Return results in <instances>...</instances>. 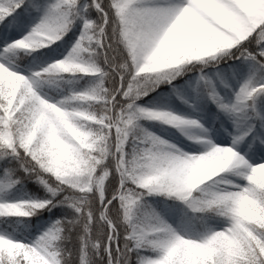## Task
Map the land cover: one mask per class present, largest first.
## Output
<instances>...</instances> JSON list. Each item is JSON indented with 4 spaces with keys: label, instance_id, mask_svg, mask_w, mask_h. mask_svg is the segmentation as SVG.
<instances>
[{
    "label": "snow or ice",
    "instance_id": "1",
    "mask_svg": "<svg viewBox=\"0 0 264 264\" xmlns=\"http://www.w3.org/2000/svg\"><path fill=\"white\" fill-rule=\"evenodd\" d=\"M0 264H264V0H0Z\"/></svg>",
    "mask_w": 264,
    "mask_h": 264
}]
</instances>
